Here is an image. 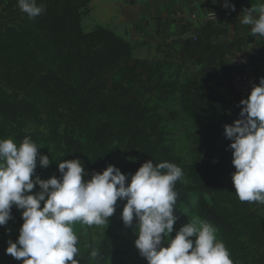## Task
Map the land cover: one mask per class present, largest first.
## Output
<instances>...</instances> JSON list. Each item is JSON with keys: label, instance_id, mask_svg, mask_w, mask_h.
<instances>
[{"label": "trees", "instance_id": "trees-1", "mask_svg": "<svg viewBox=\"0 0 264 264\" xmlns=\"http://www.w3.org/2000/svg\"><path fill=\"white\" fill-rule=\"evenodd\" d=\"M91 2L36 0L45 11L35 19L20 10L18 0L4 5L0 117L16 126L19 143L25 137L37 145L50 141L61 151L60 162L80 159L88 173L85 180L108 165L126 175L148 160L178 165L184 178L175 187L176 223H187L197 212L219 231L233 264H264V216L252 202L239 200L232 181L231 141L224 136V126L240 117L230 113L227 98L188 64L136 56L130 41L103 25L85 31L83 16ZM170 69L173 73H168ZM144 94L178 95L181 107L194 120V158L187 169L167 142L164 117L157 106L145 102ZM27 120L42 124L45 131L26 132ZM193 193L198 194L196 203ZM125 203L118 201L113 214L118 232L91 241L85 252L80 251L78 236L80 264H127L129 249H122L118 241L132 235L138 225L124 226ZM22 224L21 216H15L17 238ZM93 249L100 254L96 259L90 255Z\"/></svg>", "mask_w": 264, "mask_h": 264}, {"label": "clouds", "instance_id": "clouds-1", "mask_svg": "<svg viewBox=\"0 0 264 264\" xmlns=\"http://www.w3.org/2000/svg\"><path fill=\"white\" fill-rule=\"evenodd\" d=\"M18 6L29 19L45 11L36 0H18ZM222 7L235 11L230 0ZM242 12L240 22L251 26V34L264 36V4ZM240 104V118L224 126L233 150L232 181L240 201L264 204V77ZM40 148L30 137L19 145L11 138L0 139V226L12 219L13 206L22 210L19 236L6 248V254L22 264H80L74 225H108L117 202L125 200L121 219L125 227L138 225L135 247L148 264H233L217 229L199 217L171 237L178 219L176 182L184 178L178 165L148 160L128 175L108 165L85 180L88 173L77 158L59 162L61 176L45 180L35 175L37 161L44 168L51 163ZM37 186L39 191H34ZM90 255L96 259L100 254L93 249Z\"/></svg>", "mask_w": 264, "mask_h": 264}, {"label": "crops", "instance_id": "crops-1", "mask_svg": "<svg viewBox=\"0 0 264 264\" xmlns=\"http://www.w3.org/2000/svg\"><path fill=\"white\" fill-rule=\"evenodd\" d=\"M94 2L113 13L115 26H103L130 41L136 56L188 64L227 98L230 113L240 117L242 98L230 85L231 59L233 54L246 53L256 67V84L264 77V36L252 35L251 26L240 22L245 8L258 7L264 0H230L235 11L222 7L224 0ZM210 10L218 13L214 22L206 19Z\"/></svg>", "mask_w": 264, "mask_h": 264}, {"label": "rangeland", "instance_id": "rangeland-1", "mask_svg": "<svg viewBox=\"0 0 264 264\" xmlns=\"http://www.w3.org/2000/svg\"><path fill=\"white\" fill-rule=\"evenodd\" d=\"M8 0H0V11L3 9L4 5ZM96 2V1H95ZM94 0L90 3V11L83 16V28L85 31H90L94 29L97 25L114 24V15L106 9H101V5H98ZM106 15V16H105ZM106 19V20H105ZM136 55V53H135ZM168 73H173V70H168ZM143 98L149 106H157V111L164 117L162 122V127L167 134V142L172 147L173 151L181 156L183 159L184 168L187 169L188 165L192 162L194 158V152L192 150L193 140L196 136V125L194 120L183 110L179 103L178 95H167L161 97L158 94H144ZM176 113V116H173ZM15 125L7 122L4 118L0 117V139L11 138L14 142L19 145L20 143L15 136ZM23 129L26 132H33L36 130L45 131L42 124L36 123L31 120L25 121L23 124ZM39 152L44 155H48L51 161L47 168L39 166L37 161V168L35 170V175H38L41 179H49L53 176L57 177L58 174V164L60 162L61 151L56 145L50 141H41L38 143ZM85 167V166H83ZM34 178V177H33ZM185 184L189 182L187 178L184 179ZM34 191H39L38 186ZM191 198L194 203L197 202L198 194L193 193ZM43 203V202H42ZM252 208L260 215L264 216V204L258 202H252ZM188 210V207H185ZM22 210H17L15 206L12 208V219H10L5 226H0V264H20L22 261L16 260L11 255L6 254V248L8 246V241L12 240L15 242L17 240V234L12 226V221L15 216H21ZM15 215V216H13ZM199 217L202 219L197 212H192L190 220L192 218ZM203 220V219H202ZM189 222V221H188ZM187 222V223H188ZM185 223V224H187ZM185 224L175 223L174 230L171 237L174 238L176 231ZM74 231L77 236H80V251L85 252L91 241L99 240L108 232H118V227L115 222V216L109 217L108 225L103 226H87L80 223L74 225ZM139 228L137 227L132 235H123L119 239L118 245L122 249H129L128 254L125 255L127 264L134 263L138 260H144L138 249L135 247V240ZM217 239L221 241V235L219 231L216 232ZM193 240L195 237L192 238ZM166 246V245H165Z\"/></svg>", "mask_w": 264, "mask_h": 264}, {"label": "built area", "instance_id": "built-area-1", "mask_svg": "<svg viewBox=\"0 0 264 264\" xmlns=\"http://www.w3.org/2000/svg\"><path fill=\"white\" fill-rule=\"evenodd\" d=\"M193 18L197 17V13L192 14ZM206 19L214 22L218 19V13L210 10L206 13ZM232 73L230 75V85L232 89L242 99H246L251 91L253 84H256V67L246 53L232 55Z\"/></svg>", "mask_w": 264, "mask_h": 264}]
</instances>
